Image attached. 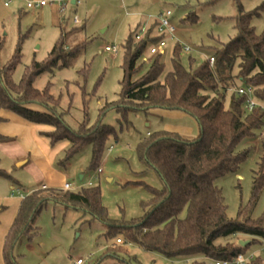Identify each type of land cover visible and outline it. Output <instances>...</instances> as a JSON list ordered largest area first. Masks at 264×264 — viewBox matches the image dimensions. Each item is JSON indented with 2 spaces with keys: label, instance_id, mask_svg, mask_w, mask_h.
<instances>
[{
  "label": "trees",
  "instance_id": "obj_1",
  "mask_svg": "<svg viewBox=\"0 0 264 264\" xmlns=\"http://www.w3.org/2000/svg\"><path fill=\"white\" fill-rule=\"evenodd\" d=\"M262 12L264 5L250 13H244L240 7L236 34L227 44L214 50L213 66L207 59L194 68V60H191L190 68H185L182 48L177 45L173 51V69L163 80L165 63L160 55L155 57L142 77L135 79L143 70L139 64L143 53L159 39L152 38L149 32L137 42L135 36L130 35L124 47V77L119 103L104 107L98 123L89 126L86 121L77 131L67 125L63 114L58 113L59 100L51 94L50 85L39 91L34 88V82L43 71L52 70L60 63L62 67L71 66L85 50L86 43L69 50L65 47V34L62 33L48 59L33 63L22 80L16 83L13 75L21 63L20 44L14 59L0 67V109L30 123L52 127V131L40 132L41 136L49 139L51 147L68 142L70 147L59 166L65 167L85 146L92 145V168L96 167L106 141L116 133L115 128L104 124L102 119L111 109L124 114L127 110L153 108L182 111L197 121L200 135L197 140H188L176 133L160 131L138 144L139 160L155 171L163 185L162 189L145 186L151 200L143 203L145 215L141 219H109L101 202L99 187L84 188L76 193L59 189H41L31 193L23 200L7 236L3 251L5 264H21L15 249L22 239L31 241L38 234L39 229L34 224L48 202H55L66 210L81 211L103 222L106 225L105 238L109 242L119 235L124 237L122 244L109 246L95 264L109 261L128 264L122 255L128 254L129 245L168 259L201 258L205 261H232L241 254L246 255L253 244L262 247L264 215L256 220L248 216L243 219L246 209H241L237 220H229L225 197L216 185L220 178L239 173L249 151L239 152L238 148L264 129V111L259 107L248 113L246 95L237 96L235 92L229 106H226V92L233 86L236 68L244 87L253 88L254 98L264 105V32L258 35L252 24ZM187 20L194 24L197 17ZM3 45V36H0V51ZM31 105H40L47 112L33 110L29 107ZM2 122L0 117V124ZM8 141L9 138L0 134V143ZM0 177L18 184L1 169ZM263 189L264 156L253 182L252 201ZM4 209L0 207V214ZM237 235L250 237V243L245 247L233 243L220 244L222 240ZM193 264L206 263L195 261ZM250 264L264 262L258 257Z\"/></svg>",
  "mask_w": 264,
  "mask_h": 264
},
{
  "label": "rangeland",
  "instance_id": "obj_2",
  "mask_svg": "<svg viewBox=\"0 0 264 264\" xmlns=\"http://www.w3.org/2000/svg\"><path fill=\"white\" fill-rule=\"evenodd\" d=\"M136 1L137 7L131 8V5L122 0H103L100 10L90 17L87 25L83 26L82 22L76 27L69 25L63 32L52 23L38 21L39 16L34 10L20 20L13 16L4 23V27L0 23V34L4 41L0 51V67H5L14 59L21 44V63L13 75L14 81L19 83L28 67L48 59L62 33L65 34V47L69 50L86 43L85 50L71 66L62 67L60 63L52 70L43 71L34 82V88L39 91L50 85L51 94L59 100L58 113L63 114L67 125L77 131L86 121L89 126L98 123L101 110L106 106L117 105L121 99L125 43L130 35L136 36L142 30V26H133V18L138 17V22H143V26L147 24L146 32H150L152 38L166 43L162 55L165 63V73L161 78L163 80L173 69L172 57L177 45L192 49V54L188 56L181 54L182 63L189 69L191 60H194L193 67L196 68L212 56L215 49L221 48L234 38L240 7L244 13H250L264 5V0ZM167 11L173 14L171 23L175 33H167L162 37L158 33V17ZM134 12L144 14L137 16ZM68 17L73 22L75 18H83V14L80 11ZM194 17H197L194 24L187 20ZM123 21L129 22L125 28L121 26ZM252 24L256 33L262 35L264 12L260 17L254 18ZM154 45L150 44L149 47ZM112 46L118 48V54L106 51V47ZM155 57L157 56L150 55L149 48L143 53L139 60L143 70L135 79L148 71ZM238 72L239 69L236 68L233 86L226 92L227 107L235 89L245 86L238 78ZM29 107L39 112H47L40 105ZM102 119L104 124L114 127L116 133L106 141L101 159L92 168L93 147L85 146L61 168L66 177L65 182L70 185V191L75 193L84 188L99 187L102 205L107 209L108 218L111 220L141 219L145 215L143 203L151 200V194L145 186L162 189L163 185L155 171L148 169L139 160L138 144L148 134L160 131L178 133L185 139L197 140L200 135L199 125L193 117L182 111L161 108L127 110L125 114L111 109L105 112ZM14 144L0 146V169L18 181V185L27 193L37 182L30 176L28 165L20 166L22 161L16 162L12 158V151L16 148ZM246 150L249 153L239 173L226 175L216 182L225 197L227 216L231 221L239 218L241 209H246L243 219L248 216L256 220L264 215V189L252 201L253 182L264 156V129L238 148L239 152ZM63 158L61 154L59 160ZM98 169L102 170L101 174ZM34 226L39 229L38 234L31 241L22 239L15 249L21 264H76L78 260L84 264H95L109 246L118 245V239L124 242L122 235L111 242L107 241L106 225L103 222L81 211L66 210L55 202L47 203ZM250 240L248 236L237 235L222 240L220 244L238 245ZM127 250L128 254L122 255V259L128 264H193L195 261L214 264L212 260L205 261L201 258L168 259L158 253L145 252L134 245L127 246ZM251 254H256L264 262L261 246L253 244L246 256ZM106 264L119 263L109 261Z\"/></svg>",
  "mask_w": 264,
  "mask_h": 264
},
{
  "label": "crops",
  "instance_id": "obj_3",
  "mask_svg": "<svg viewBox=\"0 0 264 264\" xmlns=\"http://www.w3.org/2000/svg\"><path fill=\"white\" fill-rule=\"evenodd\" d=\"M32 1H46V6L34 10L39 16L38 21L52 23L54 26L60 27L61 32H63L69 25L76 27L81 22L83 26L87 25L90 17L96 15L100 10L101 1L103 0H0V23L2 27L13 16L20 20L30 14L31 10L27 8V3ZM122 1L131 5V8L137 7L136 0ZM6 3H9V6H6ZM80 11H82L83 18H75L73 22L70 21L68 15H75ZM134 13H137V16L144 14L142 12ZM128 23L123 21L121 26L125 28ZM131 23L136 28L142 26V29H146L145 26L147 24L143 26V22H138V17L136 19L133 18ZM129 27H131L130 24ZM0 117L3 119L0 124V134L9 138L8 142L0 143V146H8L11 143H15L14 146L16 148L12 151V158L16 162L22 161L20 166L28 165L30 176L37 182L34 188L29 189L25 193L18 185V181H16L18 184H13L7 179L0 178V207L5 208L0 214V264H5L3 257L5 242L23 200L31 193L41 189L65 190L66 177L62 173V167L58 165V161H61L59 160L61 154L65 156L70 144L62 142L56 147H51L49 139L41 136L40 132L53 130L52 127L30 123L14 113L1 109ZM14 153L16 154L14 155ZM15 190H20V193H14Z\"/></svg>",
  "mask_w": 264,
  "mask_h": 264
},
{
  "label": "built area",
  "instance_id": "obj_4",
  "mask_svg": "<svg viewBox=\"0 0 264 264\" xmlns=\"http://www.w3.org/2000/svg\"><path fill=\"white\" fill-rule=\"evenodd\" d=\"M47 5L46 1H40V2H36V1H32V2H28L27 3V8L30 10H37L40 9L44 6ZM6 6H9V3H6ZM172 12L171 11H167L163 14H161L158 17V33L163 37L165 36L167 33L173 35L175 33V29L172 26L171 23V18H172ZM146 29H142L140 34H137L135 36V40L137 42L141 41L142 39L145 38V36L143 37L142 35H146ZM166 47V43L163 40H160L157 44H155L154 46L149 47L150 50V55L152 56H162L164 54V48ZM106 51L107 52H112L114 54H118V48L116 46H112V47H106ZM192 49L189 47H184L182 48V56H188L190 54H192ZM210 64L213 66L215 63V58L214 56H210L208 58ZM144 61H147V59H144ZM235 92L237 94V96H244L246 95L248 97L247 100V104H246V111L248 113H253L254 110H256L257 108H261L264 111V105H261L255 98H254V89L251 87H240L235 89ZM98 173H101V169L98 171ZM70 185L66 184L64 189L66 191L70 190ZM14 193H20V190H15ZM23 197V196H22ZM118 244H122L123 241L121 239L117 240ZM262 251L264 253V242H263V246H262ZM257 258L256 254H251L249 256L246 255H239L237 256L235 259H233L232 261H214V264H250L252 261H254ZM76 264H84L83 261L78 260L76 262Z\"/></svg>",
  "mask_w": 264,
  "mask_h": 264
},
{
  "label": "water",
  "instance_id": "obj_5",
  "mask_svg": "<svg viewBox=\"0 0 264 264\" xmlns=\"http://www.w3.org/2000/svg\"><path fill=\"white\" fill-rule=\"evenodd\" d=\"M250 243V241H244V242H240V245L245 247Z\"/></svg>",
  "mask_w": 264,
  "mask_h": 264
}]
</instances>
